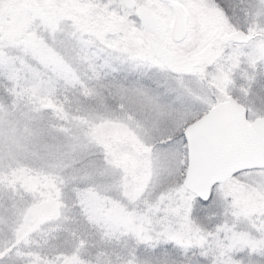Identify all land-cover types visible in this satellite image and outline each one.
<instances>
[{"label": "snow or ice", "instance_id": "1", "mask_svg": "<svg viewBox=\"0 0 264 264\" xmlns=\"http://www.w3.org/2000/svg\"><path fill=\"white\" fill-rule=\"evenodd\" d=\"M0 264H264V0H0Z\"/></svg>", "mask_w": 264, "mask_h": 264}]
</instances>
